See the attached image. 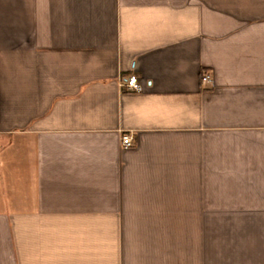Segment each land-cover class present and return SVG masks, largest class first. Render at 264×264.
<instances>
[{
    "label": "crops",
    "instance_id": "1",
    "mask_svg": "<svg viewBox=\"0 0 264 264\" xmlns=\"http://www.w3.org/2000/svg\"><path fill=\"white\" fill-rule=\"evenodd\" d=\"M0 264H264V0H0Z\"/></svg>",
    "mask_w": 264,
    "mask_h": 264
},
{
    "label": "built area",
    "instance_id": "2",
    "mask_svg": "<svg viewBox=\"0 0 264 264\" xmlns=\"http://www.w3.org/2000/svg\"><path fill=\"white\" fill-rule=\"evenodd\" d=\"M201 83L204 87H212L213 80L211 76L204 73L201 78ZM123 90L128 93H141L143 92V87L139 83L136 76H131L122 83ZM122 146L124 149H130L134 146L135 140L131 134H124L122 136Z\"/></svg>",
    "mask_w": 264,
    "mask_h": 264
}]
</instances>
